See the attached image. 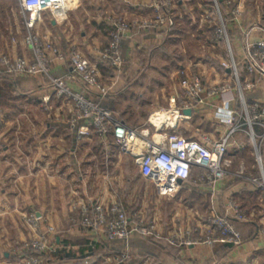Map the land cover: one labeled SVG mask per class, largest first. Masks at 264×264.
Instances as JSON below:
<instances>
[{
  "label": "crops",
  "instance_id": "crops-1",
  "mask_svg": "<svg viewBox=\"0 0 264 264\" xmlns=\"http://www.w3.org/2000/svg\"><path fill=\"white\" fill-rule=\"evenodd\" d=\"M117 1L119 6L116 10L120 11L121 6H124L131 19L141 16L157 3V0ZM183 1L180 5L182 9L187 8L185 5L188 3ZM211 1L213 0H201L200 3L199 0L198 6H201L202 14H206L209 10L207 3ZM223 10L222 15L228 24L231 53L240 72V81L253 83V88L246 93L247 102L250 104L257 101L264 105V79L256 74H249L246 70L249 46L264 40V0H232L231 6L224 7ZM72 11H78V7ZM51 14L52 31L58 29L57 40L63 46L73 35L71 32L67 35L66 32L73 29L72 17L62 12L52 11ZM211 18L201 20V25L198 27L202 29L200 32L204 33L203 39L199 40H203L202 43L205 42L211 49L205 55L199 51H197L199 54L197 52L194 54L189 50L190 47H186L189 53L187 60L180 53H178L180 56H174L170 53V48L167 49L169 43H182L183 37H186L187 34L183 33V20L173 17L171 27L167 31L160 29L147 33L148 31L139 27L133 29L121 41L120 51L124 61L123 79H120L119 75L110 77L111 65L104 63L99 66L103 77L107 75L105 82L103 81L107 90L105 87L101 89L85 85L74 77L68 64L56 60L51 54L52 72L56 77L68 80L73 89L84 92L96 103L110 108L117 118L131 128L149 131L150 135L177 132L185 138H200L204 134L219 139L229 131V127L218 116V112L240 113L243 109L237 91L234 89L224 96L208 99L206 104L187 114L182 109L184 96L178 78L179 69L184 67L199 72L206 85L230 82L233 79V72L222 66L223 61L230 62V52L226 42L215 41L207 35L208 30L210 31L213 26L211 21H214V18ZM60 27H65L64 31ZM90 27L88 33L82 31L80 34L79 45L85 51L90 48L88 44L102 41L101 39H105L108 32L105 22L102 23L101 19L93 18ZM199 40L197 38L198 43ZM18 47L13 41L5 52L13 58L30 55L28 49L23 47L19 50ZM145 48L151 49L150 53L161 59L169 55L170 62L176 67L174 72L178 83L173 85L166 95L160 93L161 98L167 97L170 110L154 107L159 104L164 105L165 102L155 101V105L150 106V103L141 101L142 92L133 91L134 86L142 87L138 74H143L139 63L134 61V53L141 52ZM179 51L186 52L184 47H180ZM174 69L167 64L163 65L162 70L158 69V72L168 70L172 72ZM50 90L48 81L41 75L5 76L0 79V264L17 263L22 244L36 237L25 220V216L33 212L41 221L39 232L46 233L47 240L58 246L55 255L64 259H58L52 264H108L111 257L125 250L130 254L143 256L140 261L134 259L138 264H148L152 258L156 259L157 264L178 263L177 259L169 256L152 240L136 235L127 242H110L102 228L86 230L81 226L71 225L69 218L72 215V204L76 201L89 205L95 201L107 204L118 202L131 218L134 214H143V193H141L142 188H138V184H135L139 179L134 183H126V188L121 190L126 174L128 180L132 175L127 173V165L123 163L124 154L113 146L114 144L120 146L119 143L113 140L110 146L99 143L90 128L85 129V133L81 134L78 126L70 125L68 122V105L55 97ZM129 93L135 99L125 97ZM47 99L50 100L48 103H46ZM147 105L150 107L142 109V106ZM47 106L50 109L45 110ZM248 132V126L244 125L242 130L233 134V139L236 136L240 137L239 142L235 138V141L231 140L230 145L235 146L240 154L244 152L241 144L242 136L247 135L252 141ZM254 132L257 135V142L261 141L260 155L264 163L263 129L257 125L254 126ZM231 146L228 147V152ZM126 154L132 158L139 172V164L134 152L130 151ZM196 172L194 170L193 174ZM117 179L119 183L114 184ZM194 181L192 182V177L188 181H180L179 189L173 196L185 191L206 195L213 200L212 208L219 212H223L226 199L231 198L241 202V209L246 215L254 217L249 223L250 231L252 230L249 242L235 248L226 260L238 264L244 262L245 254L254 252L258 255L264 252V233L258 232V226L264 223V211L257 215L247 206L248 200L256 201L260 189L251 184L237 185L232 178L218 181L214 188L197 183V178ZM216 200L218 205L215 203ZM181 209L183 210L179 208ZM186 212L188 219L191 220L194 216L192 210ZM154 220L157 228L164 235L174 233L180 225H175L173 220L170 226L161 223L157 218ZM235 222L239 224L237 220ZM49 224H53L57 232H47ZM201 226L205 225L197 221L196 230H201L203 228ZM211 256L208 248L194 247L181 252L178 259L182 264H206Z\"/></svg>",
  "mask_w": 264,
  "mask_h": 264
},
{
  "label": "rangeland",
  "instance_id": "rangeland-1",
  "mask_svg": "<svg viewBox=\"0 0 264 264\" xmlns=\"http://www.w3.org/2000/svg\"><path fill=\"white\" fill-rule=\"evenodd\" d=\"M168 1L170 2V5L167 4ZM117 2H118L117 0H67L66 5H64L61 8L59 7L58 8H48L45 11H43L38 16V19L39 18L40 19L39 20L37 19L38 21L35 22L34 26L32 28H28L26 21H25L27 14L24 15L20 7L17 6L19 5V2L17 0L16 1L0 0V50H2L0 53V59L1 58L13 59V57H10L5 52L6 49L10 46V43H12L13 41L18 44L19 50H22L23 47L28 49V51L30 52L29 56H31V50L26 41V38L29 33H32L36 37H38L37 44H39L40 47L45 50L48 49L49 45L56 48L61 53H65V52L70 53L76 50L78 53H81L87 60H89L91 64L97 65L99 69V78H100L99 88L104 89L105 87L104 82L106 79L105 77L107 75L103 77L104 75L99 67L101 64L106 63L109 66L111 65L110 66V77L119 75L120 79H123L122 78V73L124 72L123 58H122V62L120 66H115L111 64L110 59L103 58V53L104 51L107 50V47L109 46L110 34L114 30L117 23L119 22L128 23L132 25L127 35H129L133 29L138 28V27L141 30L143 29V30L148 31L147 33H151V32H154L160 29H162V31H167L168 29H170L171 20L173 19V17L176 16L177 18L184 21L182 23L183 29H184L183 33L184 35L186 34L187 35L186 37H183L182 43H173V44L169 43V46L167 47V49L170 48V53L174 54V56H180L178 54L180 53L181 56L186 58L187 60V56L189 55V53H187L186 47H190L189 50L192 53L194 52V54L195 52L199 51L200 53L202 52L205 55H207V51L211 49L210 47L207 46V44H205V42L202 43L203 40L201 41L199 40V39H203V35H204L203 31L200 32L202 29L200 30V28H198L201 25L200 24L201 20L203 21L204 18L206 19L208 17L214 18V21H211L213 25L212 29L210 31L208 30L207 35H209L210 38H214V40L217 41L216 32L221 27V22L217 14L216 5L218 3V8L223 14V11H224L223 8L230 7L232 4V0H221V1L213 0L207 3L208 4L207 8L209 10L206 11V14L205 13L202 14L201 6H198L199 0H185V2H188V3H186L185 5L187 6V8H184V9L180 8V5H182V2H184L183 0H162V1L157 0V3H155V5H153L152 8H149L150 10H146L145 12L142 13L141 16H135V18L131 19L129 17L127 8H125L124 6H121L120 11L116 10L117 9L116 7L119 6ZM200 3H201V0H200ZM75 7H78V11L73 12L72 10ZM52 11H55V13H58V12H62V14L66 13L68 17L69 15H71L72 17L71 22L73 24V29L67 30L66 32L68 33L67 35H69L70 32L71 34L73 33V35L69 37L70 41L67 42L63 46L60 45L59 41L57 40V38L59 37L58 29L52 31V25H50L51 24L50 21L52 20V14H51ZM158 15H166L167 20L165 21V23L157 22ZM93 18L94 20L101 19L102 23L105 22L108 32L105 35V39L102 38L101 39L102 41L98 43L88 44L90 48L88 49V51H85L83 50L82 46L79 45L81 44L80 34L82 31L86 33L90 31L91 29L90 23L93 21ZM223 21H224L225 27L228 32V24H227L226 18ZM61 28L62 27H60V29ZM64 28L65 27L62 28L63 31H64ZM197 38L199 40V43L197 41ZM120 46H121V42L119 43V51H120ZM180 47H184L186 52L182 53V51H179ZM150 50L151 49L149 48H145V50H142L141 52L134 53L135 55L134 61L136 60L139 63L143 74L141 75L138 74V77H140V81H142L141 82L142 87L134 86L133 91L142 92L143 96L141 98V101H144V102L146 101L147 104L150 103V106H154L155 101L165 102L164 105L159 104L158 106L155 105L154 107L156 108L162 107L165 110H170L169 102L166 101L167 97L161 98L160 93L163 92L166 95L168 93V90L172 88L173 85H176L178 83V79L176 78L177 75L174 72L176 71V67H173L174 65L170 62L169 55H167L168 56L167 58L161 59L158 56L155 57L156 55H154V53L151 54ZM213 51L215 52V50ZM51 54L53 55V58H55L56 60H59V59L56 57V55L52 51L47 50V55L49 56V60H50L51 73L52 75H54L52 72V57L50 56ZM197 54L199 53L197 52ZM120 55L122 57L121 51H120ZM29 56L20 55L14 58H17V57L31 58ZM59 61L62 63H66L71 67L70 60L69 61L59 60ZM167 64L171 65V67L175 69L172 72L170 70L158 72V69L162 70L163 65H167ZM238 73L240 76L239 70H238ZM20 75H28V74L4 73L0 76V79L5 76L14 77V76H20ZM34 75H41L46 78V80L48 81L49 87L51 89L50 91L53 93V95L65 101L66 105H68L69 112L67 113V115H68L69 124L70 125L75 124L76 122H74L73 120L75 118L77 119L78 109L76 108L77 106L75 105L74 101L67 97L58 96L54 92L53 87L51 86V83L49 82V80L47 79L45 75L43 74H34ZM178 76H179L178 78H179V83H180L181 77L179 74ZM74 77H77V75L74 74ZM129 81L131 82V80ZM129 81H126V82L129 83ZM223 83L224 82H219L217 84L221 85ZM235 83H236L235 77L233 76V79L230 81V84L234 86ZM75 91H79V90H75ZM80 92L83 93L85 97L91 99L84 92L82 91ZM125 97L127 98L131 97L132 99H135L132 97L130 93L128 95L126 94ZM49 101L50 100L47 99L46 103H48ZM150 106L149 105L142 106V109H145L144 107L148 108ZM47 109H50L49 106H47L45 110ZM157 110H160V109H157ZM81 121L82 120H80L79 122ZM137 130L141 131V129L139 128ZM205 136L210 137L209 135H205ZM232 137L230 139V143H231V140L235 141L236 139L239 142L240 137L238 138V136H236L235 137L236 139L235 138L233 139ZM96 139L98 140L99 143L107 144L108 146H110V142H111L110 135L105 137V139H102L101 137L96 135ZM241 144L244 149L243 150L244 152L242 154L238 153V151L236 150L237 148L235 146L229 145L231 147L229 148V152L227 153V156H226L227 161L229 162V167H228L229 175L224 177V179L232 178V181H236L237 185L238 184L239 185L251 184L253 186H256L259 189V187L256 184H253L252 180L259 178L261 175V169L258 163L257 152H256V149L261 148V141L254 143L246 135V136H242ZM113 146H115L118 149V151L122 152L121 154H124L123 163L127 165V169H126L127 173L129 175H132L131 179L128 180V175L126 174V178H124L125 181H123V186L121 190H124L126 188L128 182L130 183L136 182V179L137 181L139 179V181L138 183H135V184H138L139 186L138 188L140 187L142 188L141 193H143V200H144L143 214L137 213L131 216V218L127 215L131 222V225L135 226L141 221H144L145 224L152 223L155 226V232H154L155 234L150 235V236H143L138 233H135L131 235L128 240H122V239L111 240L108 237L107 231H105L108 241L127 242L136 235L139 237L148 239V240H152L156 242L157 244H159L167 252L169 256H173L175 259H177L178 263L176 264H182L178 259V256L181 252H183L184 250H187L188 248H194V247L196 248L205 247L209 249L212 256L210 260L207 261L206 264H232L234 263V261L229 262V260H226V258L229 257L230 253L235 248H238L242 246L243 244H245L246 242H249L250 240L249 238L251 237V234H252L251 233L252 230L250 231L249 223L251 219H254V217L250 215H246V213L242 211L240 201L234 200L231 198L226 199V201L224 202L225 206H224L223 212H219L217 210H214V208H212V203H211L213 201L212 199H210L206 195L204 196V195L197 194V192L192 193V192H188L184 190L185 192H181L175 197L173 196L175 193L168 194V195H161L157 191V188L155 184L152 183V181L150 180L148 181L147 179L139 175L138 168L134 165L132 158L126 154L127 152L129 153L131 150L133 151L132 146H131V149L124 148V150H122L121 145L117 146L116 144H114ZM252 146H254V148ZM123 151H125L126 153H124ZM262 166H264L263 159H262ZM197 176H198L197 172L192 175V182L196 178H198ZM117 183H119L118 179L115 181L114 184H117ZM248 201L249 203L247 202V206L251 208L252 211L254 210V212L257 215H260L263 213L264 195L261 190H260V195L258 196L256 201L255 200L253 202L250 200ZM98 202L99 201H95L92 203V205ZM113 203H118V202H112L108 204L102 203V205L106 207ZM215 203L216 205H218L217 200L215 201ZM254 203L256 205H254ZM81 204H83L82 201H76L72 204V209H71L72 215L69 218L71 225L75 224L77 226H81L83 229H86V230H96V228L95 229L89 228L82 224L83 219L80 215L79 207H78ZM236 207L239 209L242 215V217L239 220H237L239 224H236L235 222L236 219L234 218L235 217L234 210H236ZM179 208H183V210L182 209L179 210ZM189 210H192L194 214L191 220H189L186 215V213H188L186 211H189ZM33 213L36 214L35 212ZM33 213L27 214L25 216V220L28 226L30 227V229L34 231V233L36 234V237L31 238L30 240H27L22 244L19 250L21 252L20 257L18 259V262L15 264H31V263H28V259L30 257L38 258V262L35 264H52L53 262H56L58 259L64 260L62 257L58 258L55 254H50V253L38 254L39 252L31 248L32 247L31 243L32 244L35 243L37 239L39 238V236H41L42 234H46L43 232L42 233L39 232V228H40L39 226L41 225V221H39L38 225L37 223H34L32 221L31 214ZM216 216H218L220 219H223L226 225L235 229V231L240 236V240L238 243L230 242L229 241L230 237H223V235L221 234V231L218 229L217 225H215L214 223L213 217H216ZM156 218L161 223L168 224L169 226L171 225L170 223L172 222V220H173V223H175V225L176 224L177 225L180 224V225L177 227V230H175L174 233L164 235L157 228V225L154 220ZM197 221L202 223V225H205L204 227L201 226L203 228L199 231L196 230V227H195ZM243 224H247V225H243ZM258 227H259L258 232L264 233V223L260 224V226ZM102 229L105 230L104 228ZM46 230L47 232H53V233L57 232L56 227L53 224H49ZM207 241L208 242L213 241V242L210 244V243H207ZM225 244H233L235 245V247L230 252H228L226 258L224 259L216 258L215 257L216 252L219 249H221L222 246H224ZM142 258H143L142 255H133V254H130L129 251L125 250L121 252L120 254H117L111 257L108 264H138L137 260L140 261ZM244 258H245L244 262H241L238 264H264V252H261L258 255L257 254L255 255L254 252L253 253L250 252V254H247V255L245 254ZM134 259H137L136 262H134ZM156 262H157L156 259L152 258V260L148 262V264H157L158 262L157 263Z\"/></svg>",
  "mask_w": 264,
  "mask_h": 264
},
{
  "label": "built area",
  "instance_id": "built-area-1",
  "mask_svg": "<svg viewBox=\"0 0 264 264\" xmlns=\"http://www.w3.org/2000/svg\"><path fill=\"white\" fill-rule=\"evenodd\" d=\"M17 1L22 13L27 14L25 21L28 28L34 26L38 16L46 9L61 8L67 3V0ZM167 4L170 5V2L168 1ZM216 8L221 22V27L216 32V38L219 42H226L230 52V62L223 61L222 66L233 72L236 83L234 86L230 82H224L221 85H206L201 74L195 70L182 67L178 73L181 77L179 84L183 90L182 109L184 111L190 110L192 112L199 106L206 104L208 99L224 96L234 89L237 91L243 109L240 113L233 111L218 112V116L229 127V131L219 139H212L205 135L200 138H185L177 132H161L150 135L149 131H138L129 127L117 118L110 108L103 107L85 97L80 91H75L68 80L52 75L47 50L52 51L61 61L70 60L73 73L89 87H100L97 65L91 64L76 50L70 53H61L51 45L45 50L37 44L38 37L32 33H29L26 38L31 50V58H1L0 76L4 73L45 75L58 96L67 97L74 101L78 109V115L77 119L73 120L76 122L73 125L78 126L80 133L83 134L85 129L90 128L102 139L110 135L111 140L119 143L122 149L131 145L133 149L131 151L136 155V161L139 164L140 175L152 181L161 195L176 193L179 189V182L188 181L194 170L198 173L197 183L214 188L218 181L229 175V162L226 156L232 135L242 130L244 125H247L249 128L248 133L252 141L256 143L257 135L254 132V126L259 125L263 128L262 135L264 136V105L257 101L250 104L247 102L246 93L253 88V83L251 81L245 83L240 81L237 64L231 53L228 32L223 21L225 18L218 8V3ZM166 20V15L157 16V22L159 23H165ZM131 26L128 23L119 22L110 34L109 46L104 51L103 58L110 59L111 64L115 66L121 65L122 57L119 51V43L129 33ZM247 53V72L264 79V40L250 45ZM80 120L82 121L79 122ZM256 152L261 175L252 182L259 187L264 195V166H262L260 149H256ZM79 212L83 219V225L93 229L104 228L111 240H128L135 233L143 236L155 234V226L152 223L145 224L144 221H141L132 226L125 209L119 203H113L106 207L100 202L93 205L83 203L79 206ZM234 215L236 220L242 217L237 207L234 210ZM213 218L223 237H230V242H239L240 236L234 228L226 225L224 220L218 216ZM31 219L37 225L39 224L40 219L36 214H31ZM212 242L207 241L210 244ZM31 246L39 252L38 254H55L58 249L56 244L47 240L46 234L39 236L35 243H31ZM37 262L38 258L36 257L28 259V263L31 264Z\"/></svg>",
  "mask_w": 264,
  "mask_h": 264
},
{
  "label": "trees",
  "instance_id": "trees-1",
  "mask_svg": "<svg viewBox=\"0 0 264 264\" xmlns=\"http://www.w3.org/2000/svg\"><path fill=\"white\" fill-rule=\"evenodd\" d=\"M234 247H235V245H233V244H225L224 246H222L221 249H219L216 252L215 257L218 258V259H224V258H226L228 252H230Z\"/></svg>",
  "mask_w": 264,
  "mask_h": 264
},
{
  "label": "water",
  "instance_id": "water-1",
  "mask_svg": "<svg viewBox=\"0 0 264 264\" xmlns=\"http://www.w3.org/2000/svg\"><path fill=\"white\" fill-rule=\"evenodd\" d=\"M184 113L190 114L191 111L190 110H185Z\"/></svg>",
  "mask_w": 264,
  "mask_h": 264
},
{
  "label": "bare ground",
  "instance_id": "bare-ground-1",
  "mask_svg": "<svg viewBox=\"0 0 264 264\" xmlns=\"http://www.w3.org/2000/svg\"><path fill=\"white\" fill-rule=\"evenodd\" d=\"M128 148H129V146H128ZM129 149H131V148H129Z\"/></svg>",
  "mask_w": 264,
  "mask_h": 264
}]
</instances>
